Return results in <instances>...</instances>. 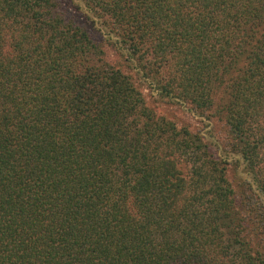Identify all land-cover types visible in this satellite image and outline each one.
Returning <instances> with one entry per match:
<instances>
[{"label":"trees","instance_id":"trees-1","mask_svg":"<svg viewBox=\"0 0 264 264\" xmlns=\"http://www.w3.org/2000/svg\"><path fill=\"white\" fill-rule=\"evenodd\" d=\"M0 264H264V0H0Z\"/></svg>","mask_w":264,"mask_h":264}]
</instances>
